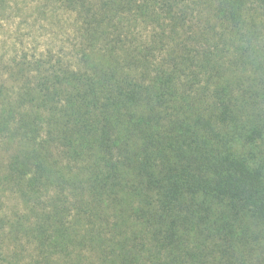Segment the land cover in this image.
<instances>
[{"label":"trees","instance_id":"obj_1","mask_svg":"<svg viewBox=\"0 0 264 264\" xmlns=\"http://www.w3.org/2000/svg\"><path fill=\"white\" fill-rule=\"evenodd\" d=\"M35 4L55 40L24 63L14 169L38 239L86 264H264V0Z\"/></svg>","mask_w":264,"mask_h":264},{"label":"rangeland","instance_id":"obj_2","mask_svg":"<svg viewBox=\"0 0 264 264\" xmlns=\"http://www.w3.org/2000/svg\"><path fill=\"white\" fill-rule=\"evenodd\" d=\"M36 1L0 3V264H86L71 247H53V232L44 244L38 239L40 209L20 196L24 186L14 169L25 165L23 131L32 118L34 72L24 63L38 61L52 37Z\"/></svg>","mask_w":264,"mask_h":264}]
</instances>
